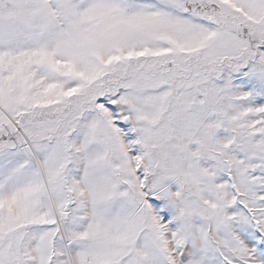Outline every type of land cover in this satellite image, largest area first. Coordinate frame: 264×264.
Masks as SVG:
<instances>
[{"label": "snow or ice", "instance_id": "1", "mask_svg": "<svg viewBox=\"0 0 264 264\" xmlns=\"http://www.w3.org/2000/svg\"><path fill=\"white\" fill-rule=\"evenodd\" d=\"M0 264H264V0H0Z\"/></svg>", "mask_w": 264, "mask_h": 264}]
</instances>
